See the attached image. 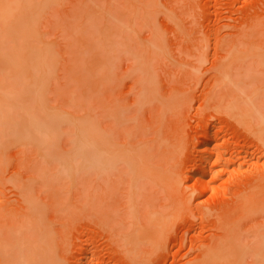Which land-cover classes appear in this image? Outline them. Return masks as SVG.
I'll return each mask as SVG.
<instances>
[{"label":"rangeland","instance_id":"obj_1","mask_svg":"<svg viewBox=\"0 0 264 264\" xmlns=\"http://www.w3.org/2000/svg\"><path fill=\"white\" fill-rule=\"evenodd\" d=\"M263 116L264 0H0V204L24 209L25 180L60 264H193L228 236L210 207L264 179ZM257 197L221 263L264 264ZM6 217L0 264L27 230Z\"/></svg>","mask_w":264,"mask_h":264},{"label":"bare ground","instance_id":"obj_2","mask_svg":"<svg viewBox=\"0 0 264 264\" xmlns=\"http://www.w3.org/2000/svg\"><path fill=\"white\" fill-rule=\"evenodd\" d=\"M17 9V8H16ZM21 15V14H20ZM24 27V26H23ZM34 49V48H33ZM35 50V49H34ZM22 51H24V50H22ZM47 53V52H46ZM44 55H46V54H44ZM3 57V56H2ZM4 57H5V55H4ZM3 57V58H4ZM6 57H8L7 55H6ZM9 58V57H8ZM45 59V58H44ZM9 61V60H8ZM10 61H13V60H10ZM23 61H24V59H23ZM16 62V61H15ZM20 62V61H19ZM6 63H8V62H6ZM15 66H16V64H15ZM19 66V65H18ZM22 71V70H21ZM20 71V72H21ZM19 72V73H20ZM243 115V114H242ZM245 115V114H244ZM240 116V118H239V120H241L240 122H242L243 120H242V116L241 115H239ZM264 117V116H263ZM41 124H39V126H40ZM47 125V124H46ZM247 125V124H246ZM36 126H38L37 124H36ZM36 126L35 125H33V129L34 128H36ZM45 128H43V127ZM42 126H40V127H37L38 129L36 130L35 129V135L36 136H38L39 137V134H41V133H46V131H48V128L45 126V125H42ZM249 126H250V124H249ZM248 126V127H249ZM32 127V126H31ZM251 127V126H250ZM42 128V129H41ZM47 128V129H46ZM252 128V127H251ZM40 129V130H39ZM44 129V130H43ZM30 130H32V128H30ZM39 130V133L37 132ZM46 130V131H45ZM204 130V129H203ZM22 131V130H21ZM43 131V132H42ZM98 131H100V130H97V132ZM251 131V130H250ZM257 131V130H256ZM264 131V130H263ZM41 132V133H40ZM96 132V133H97ZM204 132V131H203ZM262 132V131H261ZM37 133V134H36ZM95 133V134H96ZM264 133V132H263ZM98 134H100L99 132H98ZM98 134H96V138L97 137H99L98 136ZM255 134H258V133H255ZM42 135V134H41ZM44 135V134H43ZM214 135V134H213ZM261 135V134H260ZM24 136V135H23ZM45 136V135H44ZM100 136H101V134H100ZM43 137V136H42ZM42 137H40L41 138V140H43L42 139ZM46 137V136H45ZM214 137V136H213ZM213 137H211L210 139H212ZM85 138V137H84ZM99 138H101V137H99ZM208 138V137H207ZM217 139V138H216ZM97 140H100L101 141V139H97ZM97 140L95 141V142H97ZM204 140L206 141V139L204 138ZM99 141V142H100ZM89 142H92V141H89ZM99 142H97V144L98 145H101V142L99 143ZM210 142V141H209ZM207 144H208V146L210 145L208 142H206ZM211 143V142H210ZM81 144H83V143H81ZM91 144V143H90ZM90 144H88V145H90ZM93 144H95V143H93ZM206 144V145H207ZM85 145V144H84ZM88 145H86V146H88ZM103 145V144H102ZM108 146V145H107ZM110 146V145H109ZM49 147H50V145H49ZM83 148V146H81L80 145V148ZM89 148H91L90 146H88ZM95 147H96V149H95V152H96V154L98 155L99 153L96 151V150H102L101 149V147L99 148V149H97V145H95ZM238 147H239V145H238ZM51 148H52V146H51ZM79 148V147H78ZM80 148H79V150H80ZM81 148V149H82ZM94 148V147H93ZM220 148V147H219ZM218 148V149H219ZM234 148V147H233ZM217 149V148H216ZM216 149H215V151H216ZM52 150V149H51ZM91 151H92V148L90 149ZM210 150V149H209ZM213 150H214V148H213ZM54 151V150H53ZM78 151V150H77ZM81 151V150H80ZM86 151H87V149H86ZM127 151H129V150H127ZM140 150H138V152H139ZM223 151H225V150H223ZM223 151H220V152H222V153H220V152H217L218 154H219V158H215V160H216V162L219 164L220 162L222 163V164H224L225 165V167H226V165L228 166L229 165V163H232V160L231 159H233L232 157H230V160H227V158L226 159H224V157L226 156V153L225 152H223ZM79 152V151H78ZM107 153H111V151H106ZM130 152V151H129ZM141 152V151H140ZM210 152H211V150H210ZM54 153V152H53ZM89 153V152H88ZM101 153H103V151H101ZM101 153H100V155H101ZM125 153V154H124ZM214 153H216V152H214ZM223 153L225 154V155H223ZM89 154H91V153H89ZM129 153H126V152H120V155H119V157L120 158H123V159H127V157L128 158H130L131 160V162H132V156L129 154ZM57 155V154H56ZM109 155H111V156H109ZM122 155V156H121ZM126 155V156H125ZM140 155V154H139ZM214 155V154H213ZM115 155L113 154L112 155V153L111 154H108V157H109V159H108V157L106 156V157H101V159H100V161H98V165L97 166H100L101 164H102V162H106L107 164H108V162L110 163V161L112 160V158L114 157ZM130 156V157H129ZM141 156H143L142 154H141ZM224 156V157H223ZM236 156V155H235ZM62 157V156H61ZM100 156L98 155V157H97V160H98V158H99ZM126 157V158H125ZM208 157H209V155H208ZM207 157V158H208ZM211 157V156H210ZM217 157V156H216ZM1 158V157H0ZM93 158V157H92ZM109 160H107V159ZM229 158V157H228ZM2 159V158H1ZM206 159V158H205ZM95 160V162H96V159H94ZM128 161H129V159H127ZM237 160V159H236ZM129 161V162H130ZM139 161H140V159H139ZM204 161V160H203ZM206 161H208V160H206ZM209 161H210V158H209ZM134 162V161H133ZM132 162V163H133ZM216 162H214V163H216ZM234 162V161H233ZM2 163V162H1ZM220 163V164H221ZM4 164V163H3ZM2 165V164H1ZM135 165V164H134ZM216 165V164H215ZM214 165V166H215ZM4 166V165H3ZM2 168V167H1ZM144 168H146V167H144ZM203 168H205V167H203ZM202 168V170H200L201 171V173L200 174H204V172L206 171L207 172V170H206V168H205V170ZM231 168V167H230ZM143 169V168H142ZM142 169H140V170H142ZM147 169V168H146ZM208 169V168H207ZM211 169V168H210ZM150 170V169H149ZM147 172L148 170H144V172ZM236 171V170H235ZM143 172V173H144ZM150 172H151V170H150ZM149 172V173H150ZM205 172V173H206ZM224 172V171H223ZM229 172V171H228ZM230 173V172H229ZM146 175H147V173H145ZM153 174V173H152ZM12 175V174H11ZM144 175V174H143ZM150 175V174H149ZM154 175V174H153ZM155 176V175H154ZM162 175H159V177H158V180H162L163 178H164V176L163 177H161ZM171 176V175H170ZM170 176H166L165 178L167 179V181L165 182L164 180H162V181H164L163 183H162V181H161V183L162 184H165L166 186L165 187H168V189H170L171 188V185L173 186L172 187V191H174V192H172V195H173V193H176V190H174L176 187H175V185H173V183H170L171 182V179H172V182H174L175 183V181L173 180V175H172V177H170ZM255 176V175H254ZM13 177H14V175H13ZM155 177H157V175L155 176ZM161 177V178H160ZM168 177H170V178H168ZM199 177V176H198ZM197 177V178H198ZM10 178V177H9ZM12 178V177H11ZM164 178V179H165ZM203 178V177H202ZM202 178H200V179H202ZM200 179H198V182H200ZM216 179V178H215ZM170 180V181H169ZM197 180V179H196ZM257 180V179H256ZM256 180H253V182H252V184H250V186H249V188H251L252 189V191H248L249 190V188H248V192L246 191L245 193L246 194H243V195H241L242 196V198L241 197H239V199L240 200H238V202L237 203H235L234 205H232V206H220V208H213L212 209V207H210V209L211 210H214L215 211V213L217 212V218H218V220H220V225H221V228L223 227V229H227L228 228V236H225V234L224 233H222L221 234V236H220V233H219V236L220 237H216L215 239L217 240V241H215V240H213V243H210L209 242V244H208V246H207V248L205 247V249L204 250H202L203 252H202V256L200 257V255H201V253H200V255L198 256V258L197 259H199V260H195L194 262H193V264H223V262L221 263L220 261L221 260H223V258L225 259V252L227 253L229 250V247L230 248H234V247H236V246H233L234 244L232 243V245L231 246H229L228 248L226 247V246H228V243H230V242H227L228 240H230V236H232V235H229V233L230 232H234L235 230H234V228L236 229V227H233L234 225L235 226H237L236 224V222L238 221V219L240 218V217H242L244 214H249V213H251V211L253 212L254 211V208H255V205H256V200L258 201V197H257V194H260L263 190H264V183H263V181H264V179L263 178H260V179H258L257 181ZM25 181V180H24ZM23 181V183H22V190L20 191L21 193H23V196H25L24 198H25V200H26V202H27V206H25L24 207V209H23V207H22V210L20 211V209L19 208H17V207H14V204H12L13 206L11 207V203H13V202H11L10 203V201H7L6 203L4 202V203H2V204H0V218H3L4 219V217H10L11 219L12 218H18V224H17V222H16V220H15V222L13 223L11 220L9 221V217H8V228L7 229H9L8 230V232L10 231V232H13V234H16V232L19 230V227H20V230H19V232H21L22 230H24L25 228L24 227H26V233H24V232H21V234L23 233V234H26V236H27V239L25 238L26 236H23V234H22V237H21V235L20 234H18L21 238H23L24 237V241H23V239H19L20 237L18 236V238L15 236L14 237V239H17L16 241H13L14 239H13V237L12 236H8L7 235V237H9V238H11L12 237V239H5V242H7L6 243V245H3V244H5L4 243V240H0V242L1 241H3V244H2V249H3V246H4V249H5V251H6V257L5 256H3L4 254H1L2 256H3V258L2 259H4L5 260V262H7V264H60V256H59V252H57V248H60V246H59V244L56 242V241H54L55 240V237L54 236H51L52 235V233H54V230L53 229H51V227L49 226V225H47V223L46 222H44L45 221V218H43V215H41V213L43 212V211H41V213H40V211L39 210H41V209H39L40 207L38 206V205H36V204H34V202H35V199L32 197V196H28L29 195V191H31V189H30V187L28 186V184L26 185L25 184V182ZM202 181V180H201ZM166 183H168V184H166ZM196 183H197V181H196ZM200 183H202V182H200ZM199 183V184H200ZM237 183V182H236ZM169 184H171V185H169ZM207 184V183H206ZM233 184V183H232ZM205 185V184H204ZM204 185H203V183H202V185H199V186H202V190L203 191H206L207 192V186H205L204 187ZM208 186H210V185H208ZM170 187V188H169ZM197 187V186H196ZM27 188H28V191H26L27 190ZM199 188H201V187H199ZM210 188V187H209ZM230 188V187H229ZM234 188V187H233ZM167 189V188H166ZM167 189V191H170V190H168ZM211 189H213V188H211ZM210 189V190H211ZM250 189V190H251ZM192 190V189H191ZM234 190V189H233ZM195 192V191H194ZM230 192H231V190H230ZM170 194H171V191H170ZM221 194V193H220ZM31 195V194H30ZM229 196V195H228ZM223 197V196H222ZM186 198V197H185ZM185 198H184V200H180L181 202H177V207H178V213L179 212H185L186 210H191V208L189 207V205H190V203L189 202H186L185 201ZM191 198V197H190ZM232 198V197H231ZM182 199H183V197H182ZM227 199V198H226ZM21 202H23L24 200H20ZM191 201V200H190ZM18 202H19V200H18ZM187 203H189L188 205H187ZM214 203V202H213ZM218 203V202H217ZM258 204V203H257ZM21 205V204H20ZM213 205V204H212ZM176 206V205H175ZM215 206V205H214ZM218 206H219V204H218ZM39 207V208H38ZM263 207V206H262ZM261 206L259 207H257L256 206V208H258V210H259V208H262ZM42 208V207H41ZM255 208V209H256ZM19 209V210H18ZM43 209V208H42ZM195 209V208H194ZM193 209V210H194ZM180 210V211H179ZM258 210H255V211H258ZM40 213V214H39ZM44 213V212H43ZM42 213V214H43ZM40 215L42 216V217H40ZM198 215V214H197ZM6 217V218H7ZM244 217V216H243ZM44 219V220H43ZM216 219V218H215ZM20 224V225H19ZM16 225H17V227H18V225H19V227H18V229H16ZM21 226H23L22 228H24V229H22L21 228ZM47 226H48V228H47ZM231 227H233V229L231 230V229H229V228H231ZM31 229V232L29 233L28 232V235H27V231L28 230H30ZM225 229V230H226ZM224 230V231H225ZM229 230H230V232H229ZM7 231V230H6ZM16 231V232H15ZM15 232V233H14ZM18 232V233H19ZM32 232H35V233H32ZM11 233H9V235H10ZM13 234H11V235H13ZM47 236H46V235ZM232 234H234V233H232ZM17 235V234H16ZM32 235L34 236L35 235V237L33 238L32 237ZM264 235V234H263ZM14 236V235H13ZM44 236H46V237H48L47 239H46V237H43ZM218 236V235H217ZM30 237V238H29ZM31 237L34 239H31ZM224 237H228L229 239L226 241V240H224V239H226V238H224ZM220 238V240H218V239ZM30 239H31V241H30ZM49 239V240H48ZM214 239V238H213ZM8 240L10 241V242H8ZM12 240V241H11ZM20 240H22V241H20ZM46 240V241H45ZM222 240H224V241H222ZM232 240H235V238L234 239H232ZM28 241V242H27ZM30 241V242H29ZM225 241H226V243H225ZM12 242H14V243H12ZM16 242V243H15ZM17 242H21V243H19V244H17ZM22 242H23V244H22ZM40 242V243H39ZM222 242H224V244H226V246H224L225 248H227L226 250L223 248V243ZM27 243H28V245H27ZM30 243V244H29ZM34 243H36V244H34ZM39 243V244H38ZM43 243H45V244H43ZM22 244V245H21ZM25 244V245H24ZM235 244H237V243H235ZM9 246V247H8ZM233 246V247H232ZM7 247V248H6ZM237 248H238V251H236L237 250ZM237 248L234 250V251H236V253H238L239 255H240V259H241V256H242V254H244V248H243V250H242V247L240 246H237ZM3 249V250H4ZM8 250V251H7ZM17 250H18V252H17ZM0 251H1V249H0ZM225 251V252H224ZM230 252V251H229ZM229 252H228V254H226V255H229ZM2 253H4L3 251H2ZM20 253V254H19ZM232 253H235V252H232ZM232 253H230V254H232ZM236 253H235V255H236ZM199 254V253H198ZM20 255V256H19ZM239 255H236L238 258H239ZM232 256V255H231ZM200 257V258H199ZM243 257V256H242ZM234 260V259H233ZM238 261V259L236 260V262ZM189 262V261H188ZM225 263H226V261H224ZM240 262V261H239ZM103 263V262H102ZM101 263V264H102ZM192 263V262H191ZM224 263V264H225ZM100 264V263H99ZM227 264V263H226ZM229 264H231V263H229ZM237 264V263H236ZM238 264H240V263H238Z\"/></svg>","mask_w":264,"mask_h":264}]
</instances>
